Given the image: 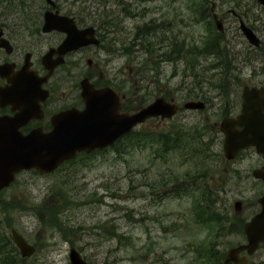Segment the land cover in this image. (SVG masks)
I'll list each match as a JSON object with an SVG mask.
<instances>
[{
    "label": "rangeland",
    "instance_id": "rangeland-1",
    "mask_svg": "<svg viewBox=\"0 0 264 264\" xmlns=\"http://www.w3.org/2000/svg\"><path fill=\"white\" fill-rule=\"evenodd\" d=\"M213 1L223 6L217 13L225 22L221 47L232 53L231 74L239 77L241 89L264 86V52L250 53L239 20L230 14L235 11L264 37V11L250 0H220L219 4L218 0H82L90 7L88 25L107 35L106 42L87 56L100 64L102 81L118 84L135 97V107L165 96L180 106L201 100L207 109L181 110L172 119L147 121L135 129V138L90 157L81 156L50 174L20 173L0 193V235L11 237L14 228L36 247V254L25 264H71L73 248L88 264H215L206 256V246L213 243L224 264L228 250L245 243L234 203L242 201L239 216L246 220L259 210L264 182L255 180L252 172L264 161L255 149L227 162L222 134L217 137L214 129L208 134L213 142L207 163L216 167L213 184L220 190L216 208L228 214L230 221L229 231L222 232L217 225L200 222L193 209L202 181L194 182L193 176L202 164L187 153L157 151L143 137L181 125L204 127L206 122L220 130L224 115L239 112L233 109L228 90L219 91L191 75L192 64L203 71L213 57L166 61L159 57L164 51L156 52L148 44L150 37H143L145 27H152L157 36L154 42L176 40L183 42L185 50L198 51L214 33L212 16H202L203 7L210 11ZM58 38L45 36V50L49 41ZM209 76L215 73L210 71ZM197 93L204 97H194ZM190 185L193 189L184 191ZM248 264H264V246Z\"/></svg>",
    "mask_w": 264,
    "mask_h": 264
},
{
    "label": "water",
    "instance_id": "water-1",
    "mask_svg": "<svg viewBox=\"0 0 264 264\" xmlns=\"http://www.w3.org/2000/svg\"><path fill=\"white\" fill-rule=\"evenodd\" d=\"M258 1L264 8V0ZM214 9L213 5V12ZM213 18L218 30L224 32L223 20L216 13L213 14ZM240 28L251 44L260 45V39L243 21ZM43 30L45 33L55 30L64 32L67 38L58 49H51L44 56L43 64L49 70L48 75L37 81L28 72L31 65L28 55L23 68L24 78L14 84L13 88L23 93L24 100L22 106L18 107L21 113L16 117L0 118V191L9 187L16 174L23 170L36 169L42 175L49 174L66 160L74 158L77 152L104 149L139 124L157 117L172 118L180 109L173 101L169 102L160 97L136 113L120 114V100L117 96L115 98L114 91L111 88L97 91L89 80L85 79L82 81V95L87 105L84 111L72 110L55 117L53 130L49 133L34 130L23 136L19 133V128L32 118L34 109H39L40 100L45 101L48 97L42 85L53 70L64 62L65 54L82 47L100 44L93 26L80 30L73 19L53 12L46 13ZM2 35L0 28V48H6L11 52L9 42L1 39ZM56 53L60 57L54 60ZM7 69L6 65H0L2 75ZM7 91V88L4 89L3 94ZM242 99L240 115L236 118L225 116L220 126L224 135L223 151L229 161L234 160L248 147H255L256 152L264 158V88L246 87ZM183 108L204 110L205 103L190 101L185 103ZM253 176L264 181V166L255 169ZM259 204L261 210L244 225L247 243L229 249L225 264H247V256L241 254L246 252L249 256L253 255L264 243V195L259 199ZM241 207L240 201L235 203L236 213L241 212ZM12 237L23 257L33 256L35 247L28 244L15 229L12 230ZM70 259L71 264H88L75 248L71 250Z\"/></svg>",
    "mask_w": 264,
    "mask_h": 264
},
{
    "label": "flooded vegetation",
    "instance_id": "flooded-vegetation-1",
    "mask_svg": "<svg viewBox=\"0 0 264 264\" xmlns=\"http://www.w3.org/2000/svg\"><path fill=\"white\" fill-rule=\"evenodd\" d=\"M121 2V0H118ZM218 0V4H219ZM259 9L263 10L262 6L257 0H250ZM65 2V3H62ZM68 0H0V16H6L4 24L6 27H1L4 32V38L7 39L12 45L11 53L5 49H0V64L8 66L5 77L0 75V89L11 87L12 82H17L23 75L20 74L24 67L26 56L30 54L32 62L31 70L35 76L41 78L47 74L46 69L42 64L43 56L51 49L57 48L62 41L66 38V34L62 32L44 33L43 26L45 22L46 12H55L59 15L72 17L75 19L78 28L83 29L90 25V7L82 0L68 2ZM125 6H128L127 4ZM223 6L217 5L216 9H221ZM71 8V9H68ZM235 18L240 20L238 14L230 11ZM222 16V14H220ZM223 18V17H222ZM224 20V19H223ZM1 21V19H0ZM254 32L259 36L261 45L258 47H250V53L260 54L264 52V37L259 33V30L251 26ZM97 29V37L100 39L102 45L106 42L107 35L101 36ZM57 35L58 40L49 41L47 43V50H45V36L49 37ZM93 53V47L88 46L81 48L78 51H73L65 56L64 64L59 66L52 77L48 81L46 88L50 92V97L42 103V111H34L32 118L25 126L20 128V132L27 135L34 129L41 128L45 132L52 130L53 117L67 112L69 110L82 111L85 109L86 104L82 97L81 81L88 78L96 89L105 87H112L120 97L122 103L121 113L135 112L139 110L140 106L135 107L136 99L124 92L118 84L102 81L99 78L100 64L94 61L91 57H87ZM57 57V55H55ZM87 59V64L79 67V64ZM249 87H264L255 85H245ZM244 86V87H245ZM244 87L237 85L230 88L229 93L232 96V106L234 110L239 109L235 114L231 113L232 117H236L241 112L242 106V93ZM66 90V91H65ZM61 94V96H59ZM9 101V103H8ZM133 103L132 109L129 104ZM22 102V93L20 90H13L5 96L0 93V117L15 116L18 110H14V106L20 105ZM92 154L81 153L80 155L92 156ZM243 153V152H242Z\"/></svg>",
    "mask_w": 264,
    "mask_h": 264
},
{
    "label": "trees",
    "instance_id": "trees-1",
    "mask_svg": "<svg viewBox=\"0 0 264 264\" xmlns=\"http://www.w3.org/2000/svg\"><path fill=\"white\" fill-rule=\"evenodd\" d=\"M209 12L210 11L207 7H203L202 16L210 18L211 14ZM210 25L213 27V22H211ZM145 28L146 31L143 34V37L144 35L150 37V39H148V44L153 45L156 52H162V50L164 51L159 55V57L165 58L166 61H182L184 58L191 57H193L194 61H196L199 58L204 57H220V60H212L209 63V67L205 68L203 71H200L195 64H192L191 75L207 81L209 85H212L214 88L223 92L229 90L230 87L238 83L239 77L231 74V70H234L232 67L233 62H231L232 53L227 47H221V40L219 39H223V35L216 33L210 37V41L205 43L203 47H197L198 51H193L187 49L185 50L183 42L180 43L176 40L166 43L165 39H160L159 41L154 42L153 40L157 38L155 35L156 31L152 27ZM140 34L142 35V33ZM148 52H153V49L151 51L148 50ZM214 69H217L218 73L215 74L214 77H210L209 72L213 71V73H215ZM194 97L198 98L204 96L197 93ZM212 132L213 126L205 123L204 127H199L198 125L185 127L184 125H181L180 127L173 128L168 132L157 134L147 132L143 135V137L148 139L149 144L151 146L153 145L157 151H162L166 155L176 152L187 153L190 154L192 158H196L197 162L202 164L193 176L194 182L202 180L199 187V197L195 202L196 206L193 208L195 215L200 222L209 225L210 227L217 225L222 232H227L229 231L228 225L230 223L228 214L219 212L216 208L218 202L216 199L218 198V193L220 191L219 187L216 189L213 184V175L216 167L207 163V156L211 150L213 142V139L208 137V134ZM216 132V136L218 137L220 131L216 130ZM135 137V133L131 134L125 137L122 142ZM208 174L210 177H208ZM192 189V185H190L188 188L184 189V191H190ZM196 190H198V188H196L195 191ZM235 217H238L239 222L241 223L240 230H242L241 232L243 233V225L246 219L242 216ZM3 236V241L0 242V264H25V259L20 256V253L14 246L13 242L9 241L11 238L7 236V233L0 235V238ZM10 244L11 249L8 250ZM206 251V256L211 261H214L215 264H222V256H218L219 253L214 246V243L206 246Z\"/></svg>",
    "mask_w": 264,
    "mask_h": 264
},
{
    "label": "bare ground",
    "instance_id": "bare-ground-1",
    "mask_svg": "<svg viewBox=\"0 0 264 264\" xmlns=\"http://www.w3.org/2000/svg\"><path fill=\"white\" fill-rule=\"evenodd\" d=\"M213 25H214V24H213ZM211 29H213L212 25H211V28H210V30H211ZM183 51H184V50H183ZM183 51H182V52H183Z\"/></svg>",
    "mask_w": 264,
    "mask_h": 264
}]
</instances>
